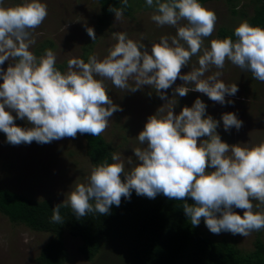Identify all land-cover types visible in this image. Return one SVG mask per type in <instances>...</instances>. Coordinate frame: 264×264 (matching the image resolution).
<instances>
[{
  "label": "clouds",
  "instance_id": "clouds-1",
  "mask_svg": "<svg viewBox=\"0 0 264 264\" xmlns=\"http://www.w3.org/2000/svg\"><path fill=\"white\" fill-rule=\"evenodd\" d=\"M121 3L123 8L109 9L116 20L128 7V0ZM146 5L154 8L151 20L161 27H174L175 35L161 36L149 50L143 37L134 40L126 32H113L116 43L102 59L95 54L87 62L69 59L67 71L62 72L51 48L39 57L30 50L35 43L33 32L48 16L47 3L21 0L5 6L0 0V65L10 61L6 70L0 67V131L11 145L47 144L78 133L97 137L108 128L113 114L122 111L108 94V82L131 93L149 86L167 102L139 132L143 147L133 149L135 166L125 171L124 161L113 153L111 163L95 165L87 182L77 184L68 192L66 203L52 208L51 222H64L62 206L70 207L77 219L93 212L108 215L113 205L119 207L122 197L130 199L134 190L149 199L162 194L184 201L190 224L197 227L203 219L212 234L246 237L264 230V210L254 211L264 205V141L251 146L224 142L217 132L220 122L206 114L207 106L200 98L175 114L177 101L166 95L180 79L183 84L173 89L172 97L195 91L222 105L233 103L225 97L239 89L236 83L228 85L221 79L226 61L264 82V27L241 20L234 38L217 37L205 47V38L212 36L218 19L213 9L200 0H146ZM86 31L92 41L97 39L92 27ZM193 56L198 57L199 66L182 74ZM212 67L217 71L206 75ZM17 118L31 126L16 125ZM221 119L225 131L243 125L234 112L222 114ZM128 164H133L132 159ZM187 198L194 203H187Z\"/></svg>",
  "mask_w": 264,
  "mask_h": 264
},
{
  "label": "rangeland",
  "instance_id": "rangeland-1",
  "mask_svg": "<svg viewBox=\"0 0 264 264\" xmlns=\"http://www.w3.org/2000/svg\"><path fill=\"white\" fill-rule=\"evenodd\" d=\"M20 2L21 0H4L5 6ZM42 2L48 5V16L33 32L35 43L30 50L39 57L43 55L45 49L51 48L56 54L57 65H64V71H67L69 59L84 60L86 49L90 50L87 57L95 54L102 59L107 55L108 49L116 43L113 32H126L129 38L134 40L143 37L142 42L149 50L151 44L159 42L161 36H172L176 33L174 27H161L151 20L154 8L138 6L131 17L122 15L119 20H116L114 15L110 26L99 33L96 28L100 14L97 0H42ZM205 6L213 9L218 17L212 36L205 38V47L209 46L212 39L217 38L220 28L235 29L244 17L252 15V0H239L236 15L230 13L224 1H214ZM241 14H244V17ZM87 27L94 29L96 40L92 41L89 37ZM197 61L198 57L193 56L189 65L181 69V73L186 74L191 67H198ZM9 63L10 61H6L0 67L6 70ZM215 71L217 69L212 67L206 75ZM220 71L223 73L221 79L226 84L236 83L238 86L239 90L234 96L225 97L226 101L231 100L233 103L222 105L195 91H190L185 97L178 95L172 97L173 89L183 84V81L177 79L166 92L168 99L177 101L175 114H179L185 106L191 107L195 99L200 98L207 106L206 114L220 122L217 132L224 142L242 145L247 143L251 146L264 141V82L255 80L249 71L242 70L228 61ZM2 82L0 80V83ZM108 85L109 96L122 111L113 114L108 128L101 135L112 144L115 153L119 154L125 163V171H129L137 162L133 149L143 147L137 139L139 132L143 130L147 118L155 114L167 100H161L149 86L131 93L115 88L110 82ZM226 112H234L237 118L243 121L239 130L235 128L224 130L221 117ZM12 115L15 117V112ZM15 123L20 127L31 126L19 118L15 119ZM129 159H132V165L128 164ZM91 169L85 153V141L79 133L75 138L65 137L47 144L33 141L31 144L11 145L7 143L6 135L0 131L2 189L36 201L50 200L54 204H62L67 202L68 192L77 184L87 182ZM253 203L255 205L258 201ZM260 210H264V205H261L260 209L254 208V211ZM234 211L243 215L240 209ZM199 226L205 235L214 240L226 239L243 253L253 250L258 237L264 243V230L254 231L244 237L228 232L216 235L207 227ZM54 238L52 234L36 233L23 225L12 224L0 214V264H36L40 250ZM61 241L68 256L65 264H91L79 253V239L65 233L61 236Z\"/></svg>",
  "mask_w": 264,
  "mask_h": 264
},
{
  "label": "trees",
  "instance_id": "trees-1",
  "mask_svg": "<svg viewBox=\"0 0 264 264\" xmlns=\"http://www.w3.org/2000/svg\"><path fill=\"white\" fill-rule=\"evenodd\" d=\"M214 1H224L230 13L237 14L239 0H200L204 6ZM97 2L100 14L96 28L101 33L115 15L109 9L123 8V5L121 0ZM138 6L148 7L146 0H128L123 15L131 17ZM244 19L264 27V0H252V15ZM233 33L234 29L220 28L217 37L234 38ZM89 52L85 50L86 62ZM56 66L64 71V65ZM80 135L92 168L105 160L112 162L115 149L102 135ZM186 202L194 203L191 198ZM183 203L162 194L149 199L133 190L131 198L122 197L119 207L113 205L108 215L93 212L77 219L70 207L62 206L60 214L64 222L56 224L51 222V216L52 208L58 204L50 200L36 201L0 188V214L9 222L55 236L40 250L36 264H65L68 256L61 241L65 233L79 239V253L91 264H264V243L260 237L256 238L251 252L243 253L232 242L214 240L200 226L193 227L183 211ZM199 225L205 226L203 219Z\"/></svg>",
  "mask_w": 264,
  "mask_h": 264
}]
</instances>
